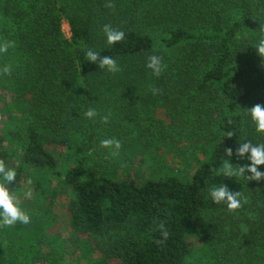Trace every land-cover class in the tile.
I'll use <instances>...</instances> for the list:
<instances>
[{
  "label": "trees",
  "instance_id": "1",
  "mask_svg": "<svg viewBox=\"0 0 264 264\" xmlns=\"http://www.w3.org/2000/svg\"><path fill=\"white\" fill-rule=\"evenodd\" d=\"M105 24L123 30L124 40L107 45ZM261 39L264 0H0V44H10L0 53V99L8 92L25 120L9 188L18 193L25 164L38 173L30 197L19 203L30 223L0 226V264H52L31 247L43 244L54 264H64V250L54 253L57 235L46 228L47 199L58 195L51 181L71 188L68 228L77 248L96 253L99 264H191L193 235L206 239L214 264H264V180L217 175L229 159L225 147L264 142L245 115V107L264 105V58L253 47ZM89 47L120 70L84 61ZM151 55L162 59L158 77L145 67ZM89 108L97 111L93 119L84 116ZM179 127L207 145L208 156L188 180L137 182L89 166L93 156L99 163L137 153L161 158V146ZM104 139L119 140L120 148L101 147ZM59 142L76 157L64 172L54 155ZM10 156L0 142V161L6 165ZM231 162L248 163L235 156ZM221 182L240 193L241 207L225 210L211 201L209 189ZM242 224L247 237L239 251ZM161 225L168 237L158 244Z\"/></svg>",
  "mask_w": 264,
  "mask_h": 264
},
{
  "label": "rangeland",
  "instance_id": "2",
  "mask_svg": "<svg viewBox=\"0 0 264 264\" xmlns=\"http://www.w3.org/2000/svg\"><path fill=\"white\" fill-rule=\"evenodd\" d=\"M61 28L66 37H70V29L66 21L61 22ZM3 83V80H0ZM3 96L0 99V142L5 146L6 150L10 152L11 156L8 159L6 167L15 169L21 162L20 154L21 141L19 133L23 130L25 125L24 116L20 115L15 104L10 103L8 92H1ZM85 94H81L79 99L82 101ZM158 107V106H157ZM162 109V108H158ZM157 109L158 119L166 122L167 118L164 112ZM54 155L60 165L61 171H65L76 163L75 152L72 148L67 147L64 143L59 142L54 147ZM161 158L149 154V156H142L140 153L128 155H117L111 158L110 161L99 163V158L93 156L89 163L91 169H101L114 178L130 177L137 182H143L146 179H157L167 175H175L182 180H188L192 172L203 162L208 156L207 145L203 140H200L194 131L190 128L184 129L179 127L174 134V138L165 142L160 148ZM151 155V156H150ZM142 156V157H140ZM102 164V165H99ZM24 178L22 185L16 194L18 202L26 201L34 189L33 184L36 182L35 170L31 169L27 164L24 165ZM51 188L56 190L58 195L54 200L47 201L46 214L50 219V224L46 226L49 234L56 233L57 242H55L56 249L61 254L64 250L62 262L64 264H99L98 255L89 249L80 251L77 246L79 240L76 235L68 228V210L66 208L67 201L71 196V188L63 185L60 182L51 181ZM224 209L227 210L226 206ZM49 214L54 215L53 217ZM241 231L237 239L240 243L237 248L240 251L243 248L244 242L247 237L246 226L241 225ZM224 235L229 239L228 230L225 228ZM231 240V238H230ZM208 243L202 236L191 237V254L188 258L191 264H214L211 255L206 252ZM33 249L36 248L42 251V255L47 256V261L52 264L54 254L49 245H32ZM52 249L54 247L51 245ZM72 250V253L70 252ZM74 253L76 254H73Z\"/></svg>",
  "mask_w": 264,
  "mask_h": 264
},
{
  "label": "clouds",
  "instance_id": "3",
  "mask_svg": "<svg viewBox=\"0 0 264 264\" xmlns=\"http://www.w3.org/2000/svg\"><path fill=\"white\" fill-rule=\"evenodd\" d=\"M103 35L107 45H114L125 38V32L120 29L113 28L109 24L103 25ZM10 44L8 42L0 44V53L6 52ZM256 53L264 58V39H261L254 46ZM84 61L95 63L99 68L105 69L109 73H115L120 70L115 59L110 56H101L100 52L89 47L82 49ZM145 67L151 70V74L155 77L160 76L163 71V63L161 57L151 55L148 57ZM3 73L7 74L10 71L9 66L5 65L2 69ZM153 94L158 90L152 89ZM247 108L245 115L254 125L255 131L258 134L264 135V105L255 104ZM84 116L88 119H93L97 116L95 108H89L84 112ZM104 123H107L109 117L107 115L101 117ZM235 133L229 132L226 137H231ZM238 146L233 151L230 147H225V153L229 158L222 169H219L217 175H222L225 178H235L238 180L243 177L246 181H261L264 180V169L258 166L264 165V142L253 143L251 140L244 139L242 142H237ZM100 146L103 148H120V141L115 139H104L100 141ZM115 154V153H113ZM233 156L237 160H246L248 163H233ZM237 164L238 167H233ZM16 179V171L13 168L6 167L3 161H0V226L10 227L17 222L22 225L30 223V215L22 209L18 202V197L9 185ZM218 185V186H217ZM209 196L214 204L226 206L229 210H234L241 207L242 200L240 193L229 190L223 182L213 184L209 189ZM168 237L167 230L161 225V239L157 243H163Z\"/></svg>",
  "mask_w": 264,
  "mask_h": 264
}]
</instances>
